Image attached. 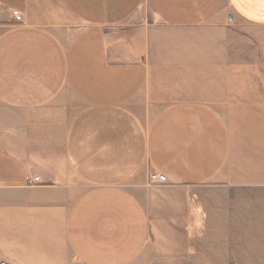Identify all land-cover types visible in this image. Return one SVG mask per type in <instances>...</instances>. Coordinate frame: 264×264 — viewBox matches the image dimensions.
Returning a JSON list of instances; mask_svg holds the SVG:
<instances>
[{"label": "crops", "instance_id": "crops-1", "mask_svg": "<svg viewBox=\"0 0 264 264\" xmlns=\"http://www.w3.org/2000/svg\"><path fill=\"white\" fill-rule=\"evenodd\" d=\"M234 17L264 0H0V262L264 258V136L222 116Z\"/></svg>", "mask_w": 264, "mask_h": 264}, {"label": "rangeland", "instance_id": "rangeland-1", "mask_svg": "<svg viewBox=\"0 0 264 264\" xmlns=\"http://www.w3.org/2000/svg\"><path fill=\"white\" fill-rule=\"evenodd\" d=\"M144 10L151 16L148 8L144 7ZM229 24L231 31L222 40L236 41L237 71L238 76L243 78L237 81L235 105L229 107L235 110L224 112L222 116L236 132L238 148L244 151L249 145L245 147L243 144L248 133L264 136V26H255L235 17ZM257 144L264 148V140L257 139L253 142V148ZM262 156L264 161V150ZM257 260L261 261L233 260L229 264H264V258Z\"/></svg>", "mask_w": 264, "mask_h": 264}, {"label": "built area", "instance_id": "built-area-1", "mask_svg": "<svg viewBox=\"0 0 264 264\" xmlns=\"http://www.w3.org/2000/svg\"><path fill=\"white\" fill-rule=\"evenodd\" d=\"M15 18L20 21L22 19V14L18 11V10H15L13 12ZM150 181L151 182H158V183H165L167 182V176L166 174L164 173H160V172H152L150 173ZM36 179H39V178H36ZM0 264H5V262H0Z\"/></svg>", "mask_w": 264, "mask_h": 264}]
</instances>
